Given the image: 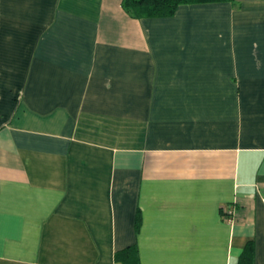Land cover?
I'll use <instances>...</instances> for the list:
<instances>
[{
  "label": "crops",
  "instance_id": "0c3cea01",
  "mask_svg": "<svg viewBox=\"0 0 264 264\" xmlns=\"http://www.w3.org/2000/svg\"><path fill=\"white\" fill-rule=\"evenodd\" d=\"M121 1L0 0V264H264V0Z\"/></svg>",
  "mask_w": 264,
  "mask_h": 264
},
{
  "label": "trees",
  "instance_id": "16d2710c",
  "mask_svg": "<svg viewBox=\"0 0 264 264\" xmlns=\"http://www.w3.org/2000/svg\"><path fill=\"white\" fill-rule=\"evenodd\" d=\"M207 1L218 0H122L121 7L129 16L138 19L150 16H171L176 8L184 3H204ZM225 209L227 212L223 211L222 215L225 217L231 216V211L228 212V210H231L230 205ZM240 255V264H252V244L248 243Z\"/></svg>",
  "mask_w": 264,
  "mask_h": 264
},
{
  "label": "built area",
  "instance_id": "2783aa9c",
  "mask_svg": "<svg viewBox=\"0 0 264 264\" xmlns=\"http://www.w3.org/2000/svg\"><path fill=\"white\" fill-rule=\"evenodd\" d=\"M223 210L227 212V210H226L225 208H224ZM229 211H231V210H228V212H229ZM230 213H231V212H230ZM228 218H229V219H232L231 216H229Z\"/></svg>",
  "mask_w": 264,
  "mask_h": 264
}]
</instances>
